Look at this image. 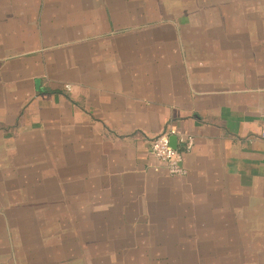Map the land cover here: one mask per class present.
I'll return each mask as SVG.
<instances>
[{"label":"crops","instance_id":"crops-1","mask_svg":"<svg viewBox=\"0 0 264 264\" xmlns=\"http://www.w3.org/2000/svg\"><path fill=\"white\" fill-rule=\"evenodd\" d=\"M263 115L264 0H0V264H264Z\"/></svg>","mask_w":264,"mask_h":264},{"label":"built area","instance_id":"built-area-1","mask_svg":"<svg viewBox=\"0 0 264 264\" xmlns=\"http://www.w3.org/2000/svg\"><path fill=\"white\" fill-rule=\"evenodd\" d=\"M173 136L177 138V147L172 145L171 137ZM260 137L264 140V122ZM194 145L195 136L192 133L180 130L173 125L152 139L151 152L160 162L161 168H164L168 173L183 174L186 172L183 165L185 154L191 151Z\"/></svg>","mask_w":264,"mask_h":264},{"label":"water","instance_id":"water-1","mask_svg":"<svg viewBox=\"0 0 264 264\" xmlns=\"http://www.w3.org/2000/svg\"><path fill=\"white\" fill-rule=\"evenodd\" d=\"M171 142L174 147H177V138L176 136L171 137Z\"/></svg>","mask_w":264,"mask_h":264}]
</instances>
